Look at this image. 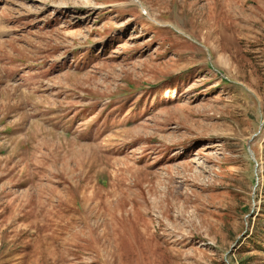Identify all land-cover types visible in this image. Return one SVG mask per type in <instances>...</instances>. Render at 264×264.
<instances>
[{
	"label": "rangeland",
	"instance_id": "rangeland-1",
	"mask_svg": "<svg viewBox=\"0 0 264 264\" xmlns=\"http://www.w3.org/2000/svg\"><path fill=\"white\" fill-rule=\"evenodd\" d=\"M0 264H264V0H0Z\"/></svg>",
	"mask_w": 264,
	"mask_h": 264
},
{
	"label": "bare ground",
	"instance_id": "bare-ground-1",
	"mask_svg": "<svg viewBox=\"0 0 264 264\" xmlns=\"http://www.w3.org/2000/svg\"><path fill=\"white\" fill-rule=\"evenodd\" d=\"M135 2V1H134ZM136 3V2H135Z\"/></svg>",
	"mask_w": 264,
	"mask_h": 264
}]
</instances>
